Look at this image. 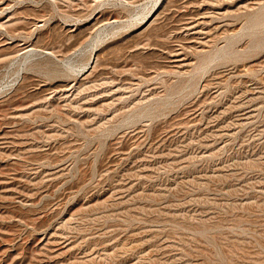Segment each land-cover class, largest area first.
I'll list each match as a JSON object with an SVG mask.
<instances>
[{
	"label": "rangeland",
	"instance_id": "374dc122",
	"mask_svg": "<svg viewBox=\"0 0 264 264\" xmlns=\"http://www.w3.org/2000/svg\"><path fill=\"white\" fill-rule=\"evenodd\" d=\"M0 264H264V0H0Z\"/></svg>",
	"mask_w": 264,
	"mask_h": 264
}]
</instances>
